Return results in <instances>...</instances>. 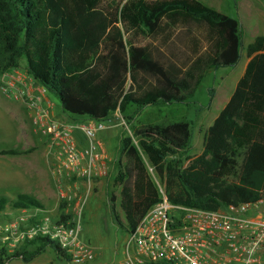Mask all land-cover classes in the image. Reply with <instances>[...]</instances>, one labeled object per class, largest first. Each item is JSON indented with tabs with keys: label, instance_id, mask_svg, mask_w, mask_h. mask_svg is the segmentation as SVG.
I'll return each mask as SVG.
<instances>
[{
	"label": "trees",
	"instance_id": "1",
	"mask_svg": "<svg viewBox=\"0 0 264 264\" xmlns=\"http://www.w3.org/2000/svg\"><path fill=\"white\" fill-rule=\"evenodd\" d=\"M98 3L0 0V74L23 57L26 73L57 96L63 113L106 121L117 110L127 120L130 135L122 132L118 142L124 163L113 177L124 218L118 225L130 232L159 199L141 155L171 204L215 210L264 194V35L245 45L242 72L204 128L200 151L181 158L190 139L186 122L130 119L148 105L187 102L204 74L235 65L238 20L196 0H119L109 11ZM130 107L136 111L127 115ZM6 203L0 195V213ZM10 205L41 208L21 192ZM47 247L65 260L53 242L35 238L12 251L0 241V264L28 262Z\"/></svg>",
	"mask_w": 264,
	"mask_h": 264
},
{
	"label": "built area",
	"instance_id": "2",
	"mask_svg": "<svg viewBox=\"0 0 264 264\" xmlns=\"http://www.w3.org/2000/svg\"><path fill=\"white\" fill-rule=\"evenodd\" d=\"M2 75L1 93L23 105L32 132L45 138L53 154V180L63 207L14 209L12 216L0 222V241L12 251L23 242L45 238L68 264H90L94 253L79 238V215L92 179L109 169L95 136L109 125L92 119L59 120L37 81L16 70ZM74 129L83 133L85 147L75 144ZM79 179L85 184L80 191ZM116 264H264V194L206 210L171 204L160 190L158 201L127 232Z\"/></svg>",
	"mask_w": 264,
	"mask_h": 264
},
{
	"label": "rangeland",
	"instance_id": "3",
	"mask_svg": "<svg viewBox=\"0 0 264 264\" xmlns=\"http://www.w3.org/2000/svg\"><path fill=\"white\" fill-rule=\"evenodd\" d=\"M196 1L229 16L236 17L237 20H239V17L242 15L237 11V5L241 2L258 1V6L264 9V0ZM118 2L119 0H99L98 7L105 11H109L113 9ZM254 22L251 24V27ZM244 33L242 29L241 48L238 61L235 65L219 67L204 74L193 95L187 102L148 105L140 108L136 114L131 117L130 123L133 125L148 123L167 124L175 121H184L189 126L190 139L185 152L177 157L182 158L185 154L191 155L198 153L201 148L204 128L211 123L217 109L227 99L234 82L242 71V66H244L246 60L244 44L250 38V35H245ZM19 63L17 67L18 70L27 74L24 68L25 60L23 57L20 59ZM6 71H9V69ZM45 95L51 103L52 115H54L55 118L73 123H82L85 121V119L77 118L75 115L63 113L60 110L57 96L52 92L46 91ZM4 107H7V105L2 101L0 96V150L13 148L23 151L19 154H26L29 151L27 149L28 144L25 140V129L19 120L13 119L11 114H9ZM134 111H136V108L130 107L126 113L127 115H131ZM126 121L127 120L115 110L105 121L109 126L99 131V133L105 132V136L99 140L102 145V150L108 158L109 169L104 175L92 179L79 215V238L88 244L94 253L93 261L90 264H116L117 260L121 257V249L127 236L124 227L118 225V222L124 224V218L118 206L119 186L113 183L115 173L124 163V158L118 152L120 134L124 132L130 135L129 124L126 123ZM97 133L95 135L96 138H98ZM72 135L77 146L81 148L85 147L87 141L80 130L74 129ZM42 139V142L46 146L45 138ZM133 142L135 145L137 144L135 138H133ZM12 155L0 154V195H3L7 199L6 206L0 213V222L14 214V209H12L10 202L14 199L15 195L19 193L17 190L21 187L19 183L10 182L3 178L4 175H8V171L13 167L11 160H8ZM141 157L150 178L154 182L158 192H160V190H162V185L159 178L155 175L144 156L141 155ZM22 158H24V156L18 159ZM78 184L80 185L79 191L83 190L85 184L81 179H79ZM52 186H55L54 181L52 182ZM35 194L36 196L33 197L39 201L41 208L46 210L58 208L60 200L55 192L48 191L47 193L41 192ZM6 264L68 263L60 256H57L53 248L47 247L43 252L36 255L28 262H22L19 258H12L6 262Z\"/></svg>",
	"mask_w": 264,
	"mask_h": 264
},
{
	"label": "crops",
	"instance_id": "4",
	"mask_svg": "<svg viewBox=\"0 0 264 264\" xmlns=\"http://www.w3.org/2000/svg\"><path fill=\"white\" fill-rule=\"evenodd\" d=\"M237 11L240 13V15L242 14L238 20V23L240 26V35H241L242 29L244 30L245 35L247 34L250 35L249 40H247V42H245L244 44V47H245V45L250 43L256 35H264V9L258 6V1H253V2L244 1L237 5ZM253 22L254 24L252 28L251 24ZM243 67L244 66H242V69ZM12 70H16L18 73L25 74L21 70H18L17 67L9 69V71H12ZM25 75L27 77H31L29 74H25ZM2 78H3V75L1 73L0 81ZM0 96L2 98V101L6 103L7 105V107H4L5 110L9 114H11L13 119L19 120L21 125H23V128L25 129V134H26L25 140H26V143L28 144L27 149L29 151L23 155L22 154L12 155L10 159H8V160H11L13 167L10 169V171H8V175H4L3 178L10 182L19 183L21 187L18 188L17 191L21 193H27L32 196H36L35 193H41V192L47 193L49 191V192H55L56 195L58 196V191H57L55 183H54L55 186H52V182L54 181L53 180V167H54L53 154L47 149L45 144L42 142L43 141L42 137H40L39 135H35L32 132L29 115L27 111L25 110V108L23 107V105L20 102L14 101L12 99L10 100L9 97L3 95L1 91H0ZM45 100L48 102L49 107H51V103L49 102L46 95H45ZM223 104L217 109V112L223 106ZM51 113L53 114L52 110H51ZM98 133H97L98 139H102L105 136V132H101L99 134ZM21 156H24V158L18 159Z\"/></svg>",
	"mask_w": 264,
	"mask_h": 264
}]
</instances>
